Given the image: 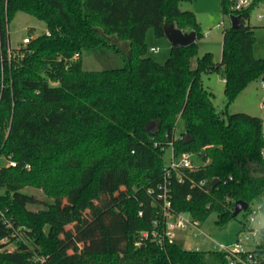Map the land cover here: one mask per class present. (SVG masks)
Returning <instances> with one entry per match:
<instances>
[{"label": "trees", "instance_id": "obj_1", "mask_svg": "<svg viewBox=\"0 0 264 264\" xmlns=\"http://www.w3.org/2000/svg\"><path fill=\"white\" fill-rule=\"evenodd\" d=\"M192 1L8 0L10 22L22 13L47 31L30 45L34 54L11 68L10 86L0 79V155L17 163L0 169V209L13 225L0 219V239H10L0 242V264H229L215 251L143 238L155 229L168 147L177 159L201 163L166 178L176 213L202 223L216 214L223 226L236 219L238 201L264 211L263 120L228 112L264 78V58L254 56V7L239 16L240 29L226 28L219 62L211 53L199 57L197 42L171 47L164 64L148 56V31L165 38V24L196 32L198 41L195 15L180 9ZM221 6L227 15L231 1ZM110 37L129 43L125 65L85 70L84 52L112 47ZM214 73L225 83L222 114L203 81ZM29 187L48 201L25 193ZM37 205L43 208H29Z\"/></svg>", "mask_w": 264, "mask_h": 264}, {"label": "rangeland", "instance_id": "obj_2", "mask_svg": "<svg viewBox=\"0 0 264 264\" xmlns=\"http://www.w3.org/2000/svg\"><path fill=\"white\" fill-rule=\"evenodd\" d=\"M180 9L184 12H191L195 15L198 23L200 24V31L202 36L198 39L197 44L199 48V57L205 53L213 54L215 61L219 62L222 57L223 47V31H220L217 27L223 21L228 28L231 26L230 17L224 15L221 6V0H193L192 2H182ZM259 11H255L251 16L250 24L254 27L255 45L254 56L256 59L264 58V21L259 22L256 19V15ZM47 31L45 23L25 14H17L15 19L10 24L11 43L13 47L20 44L23 38L32 32L34 35H41ZM211 32L210 37H206L205 34ZM111 45L115 47H104L96 51H85L83 54L84 68L88 71H103L107 69L122 68L125 65V55L118 54L117 50L122 49L124 46L120 43L116 37L107 38ZM147 46L148 56L154 59L160 64H164L170 56L171 45L166 38L158 39L155 36L153 30H149L147 33ZM124 43V42H122ZM128 43V42H125ZM158 47V53L150 51L151 48ZM196 63V59H195ZM204 85L209 88L215 95L213 100L214 106L218 113L226 111V98L224 95L225 83L220 74L214 73L203 76ZM263 98V92L259 87L258 82L250 84L244 92L237 97L228 108L230 114L234 113H246L250 116H254L264 120V111L261 109V103ZM183 131V121L180 119L177 123L176 135L179 136ZM173 157V151L171 147L165 149L164 161L170 164ZM193 164L201 165L200 161L195 157H191ZM2 162L0 163V167ZM25 193L34 195L39 201H48L43 190L35 188H25ZM252 207H255L252 204ZM33 211L43 208V205L29 206ZM256 223H250L248 221V215L246 211L242 212L236 219L231 220L227 224L221 226L218 225V216L213 214L203 223V229L213 241L224 244H234L237 241V237L240 233L245 232L248 228H253L256 231L264 230V211L257 213ZM260 222V223H259ZM258 238H262V233H258ZM174 241L180 247L192 251L197 247L201 250H206L210 246L202 241L201 238H195L188 232L181 233L177 231L174 233Z\"/></svg>", "mask_w": 264, "mask_h": 264}, {"label": "built area", "instance_id": "obj_3", "mask_svg": "<svg viewBox=\"0 0 264 264\" xmlns=\"http://www.w3.org/2000/svg\"><path fill=\"white\" fill-rule=\"evenodd\" d=\"M231 7L227 16L231 17L232 15L241 16L247 12L249 9L254 7L253 13L255 11H259L256 15V19L259 22L264 21V0H230ZM250 16V17H251ZM251 19V18H250ZM10 24L8 17V0H0V79H1V87L8 88L11 84V81L8 79V74L14 64H22L27 56L33 55L34 50L30 48V45L34 41L37 35L31 33L27 34L20 44L16 47L12 46L11 43V34H10ZM220 31H223V36L226 31L225 22L223 21L217 27ZM49 36L50 33L47 32ZM208 38L211 36V32L205 34ZM153 53H158L159 48L153 47L150 49ZM80 58V55L76 53L73 56L74 60ZM259 87L263 92V98L261 103V109L264 111V78L259 80ZM8 128H6V131ZM9 131V130H8ZM261 156L264 160V146L261 150ZM191 155H183L181 158L177 159L174 156L168 164L166 178L169 177L170 171H174L178 168H188L193 169L195 165L191 160ZM2 162V167H16L17 163L5 158L0 155V163ZM25 169L30 170V165H26ZM165 178V182L163 185L159 187L161 193L158 195V199L160 201L159 210L157 218L154 222L155 229L149 233L146 232L143 234V238L146 240L152 237V241L157 242L158 244H163L165 240L168 243H176L174 241V233L177 231L188 232L195 238H201L204 243L209 245L210 247L206 250H201L200 247L194 249L197 252L205 251H215L221 253L228 260L229 264H260L256 261L255 250L262 244V238H258V233H262V231H256L253 228H248L243 233H240L237 237V241L234 244H224L217 243L213 241L210 236L206 234L203 229V223L199 220L192 219L190 215L184 213H176L173 210V205L171 201L170 191L168 189V181ZM232 180V178H230ZM202 185L205 182L201 183ZM250 212L248 214V221L250 223H256L257 213L263 212V207L259 204H256L255 207L249 205ZM248 208V209H249ZM247 209V210H248ZM142 215V213H140ZM0 219L3 221V224L6 228H13L12 223L7 220L5 213L0 209ZM260 223V222H259ZM10 239L8 237H3L0 239V242L3 244L9 243ZM139 246V244H137Z\"/></svg>", "mask_w": 264, "mask_h": 264}, {"label": "water", "instance_id": "obj_4", "mask_svg": "<svg viewBox=\"0 0 264 264\" xmlns=\"http://www.w3.org/2000/svg\"><path fill=\"white\" fill-rule=\"evenodd\" d=\"M231 29L237 30L241 28V20L239 16L232 15L230 17ZM164 35L169 41L171 47L182 48L187 47L197 42L196 32H183L174 24L164 25ZM263 135H264V120H263ZM220 183L219 179L213 181V186L216 187ZM249 204L243 201L235 203L233 218H237L242 212L247 211Z\"/></svg>", "mask_w": 264, "mask_h": 264}, {"label": "crops", "instance_id": "obj_5", "mask_svg": "<svg viewBox=\"0 0 264 264\" xmlns=\"http://www.w3.org/2000/svg\"><path fill=\"white\" fill-rule=\"evenodd\" d=\"M122 42H124V41H122ZM122 42H120L124 47L122 48V49H120L119 48V50H117V52H118V54H124L125 55V59H124V61H126V59H127V56H128V54H129V52H130V45H129V43H122ZM112 47H115L116 49H118L115 45H112ZM158 48V47H157ZM195 165V164H194ZM198 166V165H197Z\"/></svg>", "mask_w": 264, "mask_h": 264}]
</instances>
